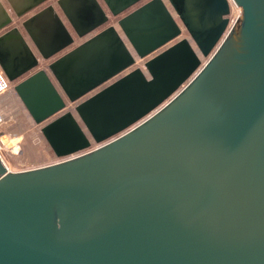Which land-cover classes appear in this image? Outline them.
Masks as SVG:
<instances>
[{
  "label": "water",
  "instance_id": "obj_1",
  "mask_svg": "<svg viewBox=\"0 0 264 264\" xmlns=\"http://www.w3.org/2000/svg\"><path fill=\"white\" fill-rule=\"evenodd\" d=\"M47 1L15 8L37 52L0 17L59 159L0 156V264H264V0Z\"/></svg>",
  "mask_w": 264,
  "mask_h": 264
},
{
  "label": "rangeland",
  "instance_id": "obj_2",
  "mask_svg": "<svg viewBox=\"0 0 264 264\" xmlns=\"http://www.w3.org/2000/svg\"><path fill=\"white\" fill-rule=\"evenodd\" d=\"M229 15L230 13L227 16ZM115 20L116 18H112L110 22ZM183 36H189L186 30ZM143 62L144 59H139L137 64L140 65ZM16 82H12L11 89L0 97L3 115H5L0 124V138L4 143L1 154L10 169L14 171L58 160L53 156L50 159L47 157L45 153L47 141L40 130V125L34 123L32 116L15 92Z\"/></svg>",
  "mask_w": 264,
  "mask_h": 264
},
{
  "label": "crops",
  "instance_id": "obj_3",
  "mask_svg": "<svg viewBox=\"0 0 264 264\" xmlns=\"http://www.w3.org/2000/svg\"><path fill=\"white\" fill-rule=\"evenodd\" d=\"M22 2H24V0H0V17L5 16V15L10 16L12 18V20H13L12 21V24L10 26H13V25L18 26L19 29L21 30V32L23 33L25 39L27 40L29 46L35 52H37V48H36L34 42L32 41V39L29 36V34L26 32L25 28H23V26L21 25V23L23 21H25L27 18H29L30 16H32L35 12H37V10L40 7L39 8L32 9V10H29V11H26L25 13L19 15L15 11V8H19L23 4ZM50 2H53V1L49 0V1L45 2L42 6H44V5H46V4L50 3ZM9 27H5V28L1 29L0 30V34L3 33L5 30H7ZM76 40H78V39L76 38ZM57 56H55V57H57ZM40 60H41V67H43L44 66V63H46V62L43 61L42 59H40ZM0 68L2 69L1 65H0ZM3 72H4V70H3ZM26 76H28V74L25 75V76H23V77H20V78L16 79L15 81L22 80ZM45 153H46V155H47V157L49 159L51 158V156H53L55 159L57 158L56 155H55V153L53 152L52 148L49 146L48 142H47V149H46V152ZM48 163H51V161L48 162ZM48 163H44V164H48ZM37 166H39V165H37Z\"/></svg>",
  "mask_w": 264,
  "mask_h": 264
},
{
  "label": "built area",
  "instance_id": "obj_4",
  "mask_svg": "<svg viewBox=\"0 0 264 264\" xmlns=\"http://www.w3.org/2000/svg\"><path fill=\"white\" fill-rule=\"evenodd\" d=\"M237 7H240L239 5H237L236 3H235V1L234 0H231ZM229 3H230V0H229ZM231 11V10H230ZM241 14V9H240V12H239V14L233 19V13H230V15H229V24H233L236 20H237V18L239 17V15ZM230 25V26H231ZM11 84H12V82L8 79V77L6 76V74L3 72V70L0 68V97L2 96V95H4L7 91H9L10 89H11ZM2 107H0V124H1V122L3 121V113H2V109H1ZM0 141H2L1 140V138H0ZM1 143H3V142H1Z\"/></svg>",
  "mask_w": 264,
  "mask_h": 264
},
{
  "label": "bare ground",
  "instance_id": "obj_5",
  "mask_svg": "<svg viewBox=\"0 0 264 264\" xmlns=\"http://www.w3.org/2000/svg\"><path fill=\"white\" fill-rule=\"evenodd\" d=\"M240 9H241V7H237L231 0H230V13H233V19L239 14V12H240ZM230 25L231 24H229V28H230ZM229 28H227V30L229 29ZM184 30L185 29H183V33H182V36H183V34H184ZM203 61H205V58H203ZM0 107H2L1 106V104H0ZM2 109V108H1ZM2 113H3V110H2ZM4 114V113H3ZM4 117H5V115H3V119H4ZM3 141V140H2ZM2 141H0V156L2 157V159H3V161L5 162V164H6V166L8 167V169L9 170H11L10 169V167L8 166V164H7V162H6V160L3 158V155L1 154V149H2V147H3V144L4 143H1ZM103 143V142H102ZM102 143H99V144H93V146H91L90 148H88V149H86V150H90V149H92V148H95L96 146H98V145H101ZM85 150V151H86ZM84 152V151H83ZM81 153V152H80ZM59 160V159H58ZM61 160V159H60Z\"/></svg>",
  "mask_w": 264,
  "mask_h": 264
}]
</instances>
